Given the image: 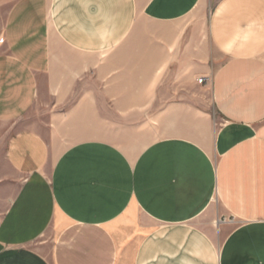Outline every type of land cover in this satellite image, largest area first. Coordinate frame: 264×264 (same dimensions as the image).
<instances>
[{
    "label": "crops",
    "instance_id": "crops-1",
    "mask_svg": "<svg viewBox=\"0 0 264 264\" xmlns=\"http://www.w3.org/2000/svg\"><path fill=\"white\" fill-rule=\"evenodd\" d=\"M200 2L0 0V264H264V0Z\"/></svg>",
    "mask_w": 264,
    "mask_h": 264
},
{
    "label": "rangeland",
    "instance_id": "rangeland-1",
    "mask_svg": "<svg viewBox=\"0 0 264 264\" xmlns=\"http://www.w3.org/2000/svg\"><path fill=\"white\" fill-rule=\"evenodd\" d=\"M217 0H201L199 9H197L195 12L201 13L203 17H206L211 10V7L214 5V3ZM4 5L0 6V46L2 43V22H3V17H4ZM195 14V13H194ZM57 48L62 51V46L60 44L57 45ZM34 107L23 117L21 123L25 125H32L36 123L38 120L41 118H45L47 116V108L48 106L45 105L43 100L39 99ZM206 218L212 219V215H209V213H205ZM222 225V226H221ZM230 226V223L228 222L227 225H224L223 222H216L215 223V229L214 231V240L216 244H219L222 236L225 234L226 230ZM221 227V229H220Z\"/></svg>",
    "mask_w": 264,
    "mask_h": 264
},
{
    "label": "built area",
    "instance_id": "built-area-1",
    "mask_svg": "<svg viewBox=\"0 0 264 264\" xmlns=\"http://www.w3.org/2000/svg\"><path fill=\"white\" fill-rule=\"evenodd\" d=\"M197 81H198V82H201V81H202V78H198Z\"/></svg>",
    "mask_w": 264,
    "mask_h": 264
}]
</instances>
